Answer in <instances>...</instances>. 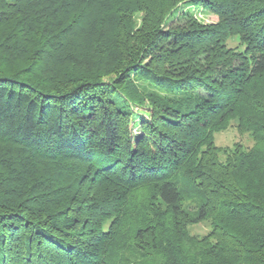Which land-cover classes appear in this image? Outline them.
<instances>
[{"label": "trees", "instance_id": "1", "mask_svg": "<svg viewBox=\"0 0 264 264\" xmlns=\"http://www.w3.org/2000/svg\"><path fill=\"white\" fill-rule=\"evenodd\" d=\"M0 264H264V0H0Z\"/></svg>", "mask_w": 264, "mask_h": 264}, {"label": "rangeland", "instance_id": "2", "mask_svg": "<svg viewBox=\"0 0 264 264\" xmlns=\"http://www.w3.org/2000/svg\"><path fill=\"white\" fill-rule=\"evenodd\" d=\"M174 0H158V3L165 4L169 6L170 4L173 3ZM153 7L158 8V5L154 1H151ZM179 12L182 14L183 12H190L192 13L195 18H197L200 22H203L204 24H213L218 21V18L213 15L210 11H208L205 8H202L200 6L196 7H190L187 6L184 3L179 4ZM176 15L175 18H177ZM134 25H135V30L137 29H142L143 27V19H144V14L143 13H136L134 15ZM238 41V40H236ZM233 41L232 46H237L238 47V42ZM132 80L135 81V83L138 85L139 89L143 88L147 82L142 79L143 77L137 76V74H132L130 76ZM114 77H107L104 79V82H113ZM114 85V82L111 83ZM142 90V89H141ZM158 95V93H156ZM134 112V118L135 122L139 120L140 118H151V110L149 105H143V106H134L133 110ZM133 134L136 135L139 133L138 128H135L133 130ZM214 141L215 145L218 148V150L221 151V158L224 159L225 155L231 150L236 147L237 145H241L244 148H250L255 146V141L254 138L251 136L250 133L248 132H242L239 130L238 124L236 120L229 121L225 123L215 134H214ZM185 204H190V203H185ZM211 222L210 221H204L201 223L194 224L189 228L190 236L197 239V240H203V239H208L210 238V235L212 233V227H211ZM130 256V254L127 253V257ZM133 258V256H131ZM135 262V260H133Z\"/></svg>", "mask_w": 264, "mask_h": 264}]
</instances>
